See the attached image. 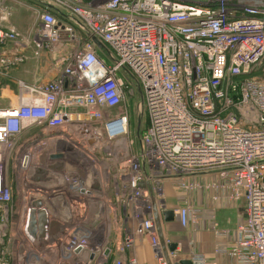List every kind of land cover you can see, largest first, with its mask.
Masks as SVG:
<instances>
[{
	"label": "built area",
	"instance_id": "2783aa9c",
	"mask_svg": "<svg viewBox=\"0 0 264 264\" xmlns=\"http://www.w3.org/2000/svg\"><path fill=\"white\" fill-rule=\"evenodd\" d=\"M13 1L0 0L1 77L23 64L32 47L40 57L62 40L83 44L48 81L19 79L13 103L0 107V244L5 245L8 215L21 209L16 208L17 170L31 183L22 195L20 225L26 229L31 199L48 195L54 173L82 190L80 175L71 172L80 169L70 164H97L79 146L67 152L41 141L65 142L74 128L79 135L86 129L91 147L101 146L94 143L103 135L113 145L127 141L130 148L125 101L139 89L148 124L139 128V153L128 157L119 173L129 183L127 221L137 220V233L157 263L170 264L184 258L166 224L177 222L189 232L208 223L222 237L230 231L219 228L215 205L245 200L246 214L233 241L216 252L227 254L222 264H264V82L252 74L264 63V0H31L39 29L21 34L11 25ZM53 161L59 162L57 170ZM168 182L179 196L172 208L164 191ZM200 192L208 195L204 201ZM168 209L174 210L172 221L165 220ZM92 237L93 232L73 227L39 264H57L60 251L85 250ZM134 242L135 233L127 228L114 264H140L135 254L125 255ZM188 259L218 264L202 251ZM0 264H11L5 250Z\"/></svg>",
	"mask_w": 264,
	"mask_h": 264
},
{
	"label": "crops",
	"instance_id": "0c3cea01",
	"mask_svg": "<svg viewBox=\"0 0 264 264\" xmlns=\"http://www.w3.org/2000/svg\"><path fill=\"white\" fill-rule=\"evenodd\" d=\"M105 50L106 49L103 47L100 51L98 50V52L103 55L106 53ZM32 53V51H27V55L29 56H32ZM29 59L30 57L26 60V62ZM31 59H33V62L35 63V65L32 66L31 71L28 70L31 73L32 77H28L25 74L23 75V77L17 75L20 79L28 83H35L48 81L54 76L51 66L52 60L50 59L49 51H42L39 58H36V56H34ZM38 59L39 61H37ZM36 61L39 63H37ZM25 63H23V65ZM23 65H21V67ZM13 101L14 99L11 98L10 103H8L7 106L13 103ZM53 162L55 164V170H57V168L60 167L59 162ZM69 167L70 169L73 167H78L80 169L77 170L78 172H71L80 175V180L83 186L82 190L78 189L73 181H68L66 179L62 181V179H59L58 173H56L57 176H55V173L54 175L53 173H51L53 175L52 182H48L47 185L53 187L52 189L48 190V195L44 197V199H41V201L44 200L46 205L45 207L48 212V228L45 236H42L39 239H37L38 237H36L35 240L34 238H32V235H30L28 227L24 229L23 225L21 226L19 222L17 224H14V236H17L20 239V243L21 245H23V251L28 249L34 255L43 251L44 253L46 252L45 256H48V251H50L51 248H53L54 246L59 247V243L66 235L65 233H68L71 230L69 229V227H76L73 226L71 221L75 220L74 217H78V220L81 221L80 229H82L83 232L90 230L91 232H93V237L90 239L88 247L85 250H77L76 252L71 253L61 251L65 256L64 259L61 260L62 264H113L114 261L122 255L120 247L124 232L127 230V228L134 231L135 242L134 247L128 249L125 255L135 254L140 264H158L155 254L149 246L147 240L137 233L138 223H135L136 221L133 219L127 221L126 216L124 218L123 213L128 216V210L124 208L122 211L123 213L120 214V212L117 211L116 208H114L118 204V202L115 200H118L119 197H116L112 192V187L109 186L112 181L107 180L108 175L102 173V171L109 170L110 173L108 174L111 178V176H113L111 174V171H119V165H116L115 168L109 165H106L105 167L104 165H101L100 167H98V165L96 164L92 165L91 163H88L86 165H83V167H80L75 163H71ZM46 172L49 175V172ZM58 186L60 187V189L56 192ZM61 188H63V191L61 190ZM72 195H74L73 198ZM201 199L204 201L203 197H199V200ZM100 202L103 203L104 208H100ZM168 202L170 204H167L168 207H175V203L171 204L172 201H170V199ZM55 204L56 206L62 205V208L55 207ZM231 205L233 204H230V206ZM77 207H80V209H82L84 212L82 214L76 213V210L74 208ZM63 208L65 209L63 210ZM216 208V214H219L221 210L226 209V207H224L223 209H221L220 207ZM66 209L72 211L74 210L75 213L73 214L69 211H66ZM20 211H22V208L20 209ZM19 213V216H21L23 211ZM222 213L223 212H221L220 214L222 215ZM76 214L79 216H77ZM94 220H96L95 223L93 222ZM98 221L100 223L102 222V225H100ZM238 222L234 226H230V224H226L223 227L219 226L221 230L230 231L229 234L222 237L217 236V233H215L213 229H211L210 227L207 228L205 224H202L197 231H182L184 233H176L175 235H173L174 238H172V236L171 238L181 244L180 256L182 258H188L189 254L193 251H202L207 255L208 259L211 262L222 264L226 262L228 258L227 254L217 253L216 247H226L233 241V233L236 227L239 225ZM167 225H169L170 227H168V232L166 231V233L171 234L169 231H173L172 229L177 226V222H171ZM99 234H101V240H99ZM94 238H96L98 241H101L100 244L94 245L93 241H96V239ZM192 238L194 239V243L190 244L189 239ZM3 249L4 246H0V258L2 256V251H4ZM20 261L24 263V260L21 258ZM25 263L30 264L29 262ZM11 264L13 263L11 262Z\"/></svg>",
	"mask_w": 264,
	"mask_h": 264
},
{
	"label": "rangeland",
	"instance_id": "374dc122",
	"mask_svg": "<svg viewBox=\"0 0 264 264\" xmlns=\"http://www.w3.org/2000/svg\"><path fill=\"white\" fill-rule=\"evenodd\" d=\"M19 1H21V3L18 4V2L15 0L9 6L11 25H13V27H15L16 30L20 34L24 32H29V31H35L36 29L38 30L39 29V20H38L39 18H38L37 12H35V9L30 7L32 6L30 5L32 3L31 0H19ZM189 1L206 2L208 0H189ZM82 44H83L82 40H79L78 42L62 40L59 43V45L55 46L53 49H49L50 50L49 56H50V59L52 60L51 61V64H52L51 66L53 69L52 72L54 73V75L57 74L62 68L65 67V65L71 60L74 53L82 46ZM33 48L34 47H32L31 49H28L27 51L33 52ZM34 56H35L34 53H32V56H29L30 59L27 62L25 61L26 63L24 62L25 63L24 65L20 64L18 66H14L11 72L8 73L10 76L5 77V78L0 76V107L7 106L8 103H10L11 98L14 99L15 94H16L15 91H17V82L20 79L18 76L23 77V75L25 74L28 77H32L29 71H31L32 66L35 65V63L33 62L34 60L31 59ZM36 58H39V57H36ZM37 61H39V59ZM21 65L23 66L21 67ZM252 74L256 75L258 79L264 82V63L261 65V67L254 70ZM133 87H135L134 83H133ZM142 98L143 96H142L141 91L139 89H134L133 91L127 94L126 101H125V104L127 105L128 111L130 114V123H129L130 137L133 140V143L130 146V148L128 146L127 141H124V144L122 143V141H120V144L113 145L107 142L106 137L104 138L103 135L100 137L102 138L100 139V142L94 143V144L99 143L101 146L96 145V148L91 147L89 146V142L87 141V138H89V136H88V132H86V129H81L80 130L81 135H79L74 130V128L71 129L70 135H68V137H65V142H63L62 140H57V141L52 140L51 142H48L47 140L41 141V144L51 143V144H54L55 146L62 147L63 149L67 150V152H69L73 146H79L80 151L81 150L84 151L83 153L86 154L87 158L91 157V159L94 158L96 160L97 162L96 165H98V167H100L101 165H104V167L106 165L107 166L109 165L115 168L116 165H119V171H116V172L111 171V174L113 176H111V178L108 176L107 180L112 181L109 186L112 187V192L115 194V196L119 197L118 200H115L118 202V204L114 208H116L117 211L120 212V214L123 213L122 211L124 208L128 210L132 209V206L130 204L128 208H127V205L125 204V202L126 203L130 202L129 200L130 189H129V183L127 182L128 179L125 177L121 179L122 176L119 175V173H122L125 168V167L122 168L121 164H124L128 157L130 158H132V156L136 157V154L139 153V149H140L139 144H138L139 120H140V125H141L140 132L148 124V118L146 116V112L144 110H143L144 112L142 110L140 111V106L142 104ZM32 130L36 131V128ZM34 144H35L34 148H36L37 143L35 142ZM30 146L32 145L28 144L26 145L25 148L28 149L30 148ZM12 161L15 162V158H13ZM87 161L90 162L89 160ZM18 172L19 170H17L15 174H16V180H17V193H18L17 197L19 198L20 201L18 203L19 207L16 206V208L20 209V208H23V204L25 205V201L22 200V195H27L29 193L31 189L30 187L31 183H30V180H27L25 178L24 180H21L22 173L18 175ZM11 173L12 172L10 170V175ZM164 191L166 195L167 204L170 205L168 202L170 199V201H172L171 204L175 203V206H177L179 196L174 186H172L168 182L164 186ZM199 194L203 198L204 196L205 198L208 196L206 193H203V192H200ZM73 197L74 195H72V198ZM227 203H229V201H227L226 203L221 202L220 204L215 205V209H217L216 207H220L221 209L226 207V209L224 210L220 209L221 212H223L222 215L220 214L221 212L215 215V219L217 223L219 222L218 226L220 227L221 226L223 227L226 224H230V226H234L237 224L238 221H239L238 223H241L246 214L247 204L245 200H241L240 202L230 203L234 205V206L231 205L232 207L230 206V204H227ZM54 206L62 208L61 207L62 205L56 206L55 204ZM65 208H63V210ZM100 208H104L103 203L101 202H100ZM74 209L76 210V213H79V214H82L84 212L82 209H80V207H77ZM66 211H69L73 214L75 213L74 210L72 211V210L66 209ZM19 212L20 211L18 210L13 215L12 213L8 215L9 219L7 223H9L8 224L9 226L6 230L7 236H5L4 240L2 241V243H5L3 250H5L7 257L10 260V263L12 262L13 264H27L25 262H29L30 264H39L43 260L45 261L46 252L44 253L43 251H41L37 253L38 255L37 254L34 255L28 249L23 251L22 249L23 245H21L20 239L17 236H14L15 234L14 224H17L18 222L21 223V220L23 217V214L22 216H19L20 214L18 215ZM123 215H124V218L125 216H126V219L129 218V216H127L126 214L123 213ZM74 219L76 221L72 220L71 223L73 224V226H76V228L79 229L81 225V221L78 220V217H74ZM95 221L96 220H94L93 222L95 223ZM0 222H1V217H0ZM98 223L100 222L98 221ZM135 223H137V220ZM100 225H102V222L100 223ZM169 225L166 224L164 228V230L167 232H168L167 230L168 227H170ZM205 225L207 226V228H209L208 223H206ZM69 229L72 230L73 227L70 226ZM172 230H173L172 232L169 231L171 233L170 236H172V238H174L173 235H175L176 233H179V234L184 233L179 229L178 223H177V226ZM65 234L67 235V232ZM100 236L101 234H99V240H101ZM97 239H98V236H97ZM97 239L96 241H93L94 245L100 244L101 241H98ZM0 246L2 245L0 244ZM62 252L61 251L59 252V256H58L59 262L57 264H62L61 260L64 259L65 257L64 253ZM20 258L24 260V263L20 261ZM77 264H80V263H77Z\"/></svg>",
	"mask_w": 264,
	"mask_h": 264
},
{
	"label": "water",
	"instance_id": "95a60500",
	"mask_svg": "<svg viewBox=\"0 0 264 264\" xmlns=\"http://www.w3.org/2000/svg\"><path fill=\"white\" fill-rule=\"evenodd\" d=\"M94 40L99 44L102 45L101 41L97 38L94 37ZM139 128H140V120H139ZM141 187H144V184L141 183ZM155 216H156V224L158 231L162 237V225L161 221L158 216V209L155 210ZM164 217L166 221H172L175 219L174 216V210L173 209H168L164 211ZM48 228V219H47V214L46 211L43 207V203L40 198H33L31 199V208L29 212V217H28V230L30 235H32V238L36 240L41 238L42 236H45L46 231ZM178 244L177 243H172L170 245V250L174 251L177 248ZM170 264H193L191 259L184 258L180 259V261L173 263L170 261Z\"/></svg>",
	"mask_w": 264,
	"mask_h": 264
}]
</instances>
